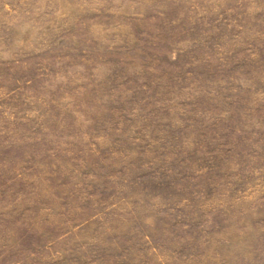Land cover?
Instances as JSON below:
<instances>
[{
	"label": "rangeland",
	"instance_id": "1",
	"mask_svg": "<svg viewBox=\"0 0 264 264\" xmlns=\"http://www.w3.org/2000/svg\"><path fill=\"white\" fill-rule=\"evenodd\" d=\"M0 264H264V0H0Z\"/></svg>",
	"mask_w": 264,
	"mask_h": 264
}]
</instances>
